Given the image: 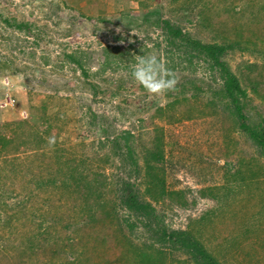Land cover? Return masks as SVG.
<instances>
[{"label":"rangeland","instance_id":"obj_1","mask_svg":"<svg viewBox=\"0 0 264 264\" xmlns=\"http://www.w3.org/2000/svg\"><path fill=\"white\" fill-rule=\"evenodd\" d=\"M159 20L227 47L237 103L264 132V0H0V264H196L122 206L128 183L155 224L219 264H264V153L218 72L178 63ZM149 53L176 92L153 97L131 78Z\"/></svg>","mask_w":264,"mask_h":264},{"label":"trees","instance_id":"obj_2","mask_svg":"<svg viewBox=\"0 0 264 264\" xmlns=\"http://www.w3.org/2000/svg\"><path fill=\"white\" fill-rule=\"evenodd\" d=\"M160 23L165 28L166 33L171 36L169 44L176 48L182 49L183 51V54L177 58L178 63L182 64L186 61L189 64H192V60L194 58L203 57L204 59L208 60L209 66L211 67L210 70H216L218 72L217 74L219 75L222 82L221 91L225 98L230 101L233 110L238 114L239 128H241L242 131H244L264 153V132L259 131V129H256V127L253 125L250 126L246 117V113L239 106L240 103H237L240 102L241 97H245V92L241 88L237 77L230 71V68L225 64V62L222 61V57L225 55L227 47L202 43L200 40L192 38L191 35L183 34L178 27H173L167 21L159 20V24ZM26 27L29 28V26L26 24L17 25L18 30L25 29ZM110 48L111 47L106 49L105 55L118 51L122 52L120 47ZM120 52L118 53L119 55L122 54ZM74 55H67L68 60L73 64L80 65L79 68H81V61H78ZM121 136L118 137L117 140L122 141L123 139L128 153L131 154L128 143L134 137L130 131H124ZM150 158L152 161H154V166L156 167L155 164L159 161L158 154L152 153ZM152 169L153 168H151V170ZM129 185V183L126 184L125 188L120 190L119 193H121L122 196H120L119 202L123 207L129 209L131 213L145 218L144 225L149 224L148 231L153 238H156V240L162 244L170 243L174 248L179 245L180 248L185 249L187 253L191 254V257L196 264H219L214 256L210 254L202 244L198 243V241L189 233L184 231H168L167 228L159 225L161 223L163 224V222H158L159 224L156 222L155 224V220H153V218L155 217L156 220H158V217L155 216V211L153 208L152 210H147V208L144 207L141 202H138L135 194L131 193L132 190L134 192V189L130 190L128 188ZM159 185L163 186L161 178H159ZM124 191H127V193Z\"/></svg>","mask_w":264,"mask_h":264},{"label":"clouds","instance_id":"obj_3","mask_svg":"<svg viewBox=\"0 0 264 264\" xmlns=\"http://www.w3.org/2000/svg\"><path fill=\"white\" fill-rule=\"evenodd\" d=\"M119 32L120 30L117 29ZM131 78L153 97H164L170 92H176L179 83L177 74L156 53L136 55L135 63L130 65ZM55 137L48 138V144L53 147Z\"/></svg>","mask_w":264,"mask_h":264},{"label":"built area","instance_id":"obj_4","mask_svg":"<svg viewBox=\"0 0 264 264\" xmlns=\"http://www.w3.org/2000/svg\"><path fill=\"white\" fill-rule=\"evenodd\" d=\"M9 101V100H8Z\"/></svg>","mask_w":264,"mask_h":264}]
</instances>
